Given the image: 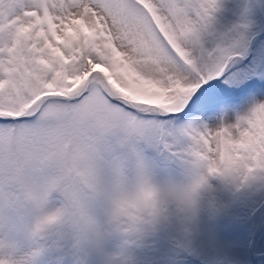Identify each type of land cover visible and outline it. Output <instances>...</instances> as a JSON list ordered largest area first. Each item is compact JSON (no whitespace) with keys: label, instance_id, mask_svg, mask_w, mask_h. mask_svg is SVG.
<instances>
[{"label":"snow or ice","instance_id":"6c2138e0","mask_svg":"<svg viewBox=\"0 0 264 264\" xmlns=\"http://www.w3.org/2000/svg\"><path fill=\"white\" fill-rule=\"evenodd\" d=\"M219 8L0 0V213L57 200L101 250L172 216L191 230L212 177L264 178V35L217 34Z\"/></svg>","mask_w":264,"mask_h":264},{"label":"rangeland","instance_id":"374dc122","mask_svg":"<svg viewBox=\"0 0 264 264\" xmlns=\"http://www.w3.org/2000/svg\"><path fill=\"white\" fill-rule=\"evenodd\" d=\"M230 1L236 5V9L226 12L219 10L216 13L215 32L217 34L228 33L234 26L245 23L250 34H259L256 32L264 28V18L260 13L257 0ZM259 1L261 7L264 8V0ZM219 182L222 185H217L213 180L210 181L211 187L202 193L199 207L207 208L206 211L210 214L216 209L208 208L207 203L213 201L215 204L216 201L224 200L223 206L226 210H230V207H226V203L232 202L229 195L237 196L241 199V211L249 206L259 209L258 219L254 223L251 235L248 236L250 229L242 216L235 219L236 227L228 230L229 227L210 226L201 211L191 230L186 231L181 221L172 216L162 222L155 231L148 232L127 244L118 237H109L101 250L76 248L73 233L65 228L59 232H53L46 238L43 242V251L34 258L33 264H109V262L111 264H142V261H148L146 264H159L165 258L175 259L187 249H193L196 253L204 255L201 257L191 251L187 256L200 260L209 259L212 260L209 262L211 264H250L249 259L252 260L249 253L251 237L264 222V178L250 180L239 190L223 181L219 180ZM234 201H237L233 200L236 206ZM59 206L57 200H52L49 204V208L53 210ZM235 209L239 212L240 206H236ZM241 214L245 215L242 212ZM96 216L101 223L104 222L105 217L102 213H96ZM32 219L31 212H24L20 215L9 212L0 213V244L8 245L17 254L32 252L35 247L29 238ZM215 222L223 224V220L216 219ZM263 230L264 227L261 231ZM174 242L184 245V248L182 250L174 248L173 246L177 245ZM255 242L254 254H256ZM261 249L262 247L259 250ZM256 259L260 260L259 264H264V257Z\"/></svg>","mask_w":264,"mask_h":264},{"label":"trees","instance_id":"16d2710c","mask_svg":"<svg viewBox=\"0 0 264 264\" xmlns=\"http://www.w3.org/2000/svg\"><path fill=\"white\" fill-rule=\"evenodd\" d=\"M250 1V0H248ZM258 4H259V8L261 10V14L264 18V8L261 7V4H260V1L257 0ZM236 9V5L234 3H232L230 0H220V8L219 10L221 12H226L228 10H235ZM261 32V29H259L256 33H259L260 34ZM260 35H264V32L261 33ZM217 185L218 184H221L219 182V180H213ZM231 198H232V202L231 203H226V207H230L231 209L230 210H226V208L223 206L224 205V200H221V201H216V203L214 204L213 201L211 202H208L207 203V206L208 208L209 207H214L216 210L211 212L210 214L208 213L207 208H200V211L201 213L204 215V217L206 218L207 220V223L210 225V226H219V227H229L228 230H231L233 228L236 227V221L235 219L238 217V216H242L243 217V220L245 221V223L248 224L247 227H249L250 231L248 233V236L252 234L253 232V227H254V223L256 221V219H258V216H257V212H258V208L255 209V207L253 206H249V207H246L244 211H241L242 209V203L240 202L241 199H238L237 196L235 195H229ZM222 197V196H221ZM236 200L237 202L236 203V206H240V211L242 213H245V215L241 214V212H237L234 204H233V200ZM218 219L219 221L223 220V224L220 225L219 223H216L215 220ZM240 222V221H239ZM233 227V228H232ZM264 242V230L261 231V233H259V235L257 236V239H256V242H255V247H256V251L255 253L256 254H261V253H264V245H262ZM174 244H177L176 246H173L174 248L178 249V250H182L184 248V245L180 244V243H176L174 242ZM172 244V245H174ZM260 247H262L261 250ZM193 251L196 255H200L201 257H203L204 255L202 253H196L195 250L193 249H187V250H184L183 254H179L175 259H163L159 264H211L209 262H211L212 260H209V259H204V260H200V259H197L195 257H192V256H187L188 252H191ZM218 259H221V258H218ZM143 263L142 264H146L148 261H142ZM224 263V262H222ZM249 263L250 264H259L260 263V260H256V259H249Z\"/></svg>","mask_w":264,"mask_h":264},{"label":"clouds","instance_id":"9594fccd","mask_svg":"<svg viewBox=\"0 0 264 264\" xmlns=\"http://www.w3.org/2000/svg\"><path fill=\"white\" fill-rule=\"evenodd\" d=\"M238 139V137H236ZM217 167L220 168V160L217 158ZM247 175V173H245ZM212 180H218L217 177H212ZM60 208L49 209L47 202L45 205L35 211L33 214L32 224L30 228L29 238L34 250L30 253L17 254L14 249H10L6 244H0V264H33L34 258L43 251V242L53 232H59L64 226L59 222L58 214ZM56 217L55 220L52 218ZM77 237L80 235V230L74 225H68ZM117 237L124 241L126 237L133 235L132 230H126L123 233L117 232Z\"/></svg>","mask_w":264,"mask_h":264},{"label":"water","instance_id":"95a60500","mask_svg":"<svg viewBox=\"0 0 264 264\" xmlns=\"http://www.w3.org/2000/svg\"><path fill=\"white\" fill-rule=\"evenodd\" d=\"M263 227H264V222H263L261 228H260L259 230L255 231V232L253 233L252 237H251V241H250V245H249V253H250V256H251V257H257V258H258V257H262V256H264V254H262V255H254V256H253V245H254V242H255V240H256V237H257L258 233L261 231V229H262Z\"/></svg>","mask_w":264,"mask_h":264}]
</instances>
